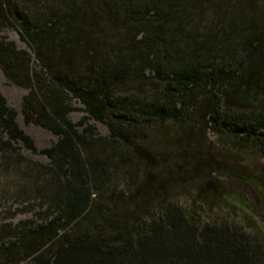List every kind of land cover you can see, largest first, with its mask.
Segmentation results:
<instances>
[{
    "label": "trees",
    "instance_id": "16d2710c",
    "mask_svg": "<svg viewBox=\"0 0 264 264\" xmlns=\"http://www.w3.org/2000/svg\"><path fill=\"white\" fill-rule=\"evenodd\" d=\"M4 27L29 49L0 36L23 123L55 141L37 150L0 94V207L30 214L0 221V264H264L261 230L170 199L190 154L150 142L225 133L264 159V0H0Z\"/></svg>",
    "mask_w": 264,
    "mask_h": 264
},
{
    "label": "rangeland",
    "instance_id": "374dc122",
    "mask_svg": "<svg viewBox=\"0 0 264 264\" xmlns=\"http://www.w3.org/2000/svg\"><path fill=\"white\" fill-rule=\"evenodd\" d=\"M0 36L7 41L14 42L19 49L29 51L28 47L19 40L17 31L12 27H4ZM0 94L5 98L8 107L16 111V123L32 139L37 150L47 148L55 141V137L47 130L33 124L25 125L23 123L20 103L26 91L10 84L1 71ZM73 106L74 110L69 114V120L76 123L84 113L80 104L75 103ZM90 124L96 128L99 135L108 134L106 127L101 123L90 121ZM157 133L159 137L163 134L168 135L167 130L166 132L159 130ZM178 137V142L167 141L168 139H163L162 142L159 139L150 140L153 147L159 151L165 148H169L170 151L181 149L190 154V157L187 156L189 158L185 162L186 166L173 168L170 171L171 176L165 177V179L171 180L169 183L170 199L178 205L186 207L196 203L194 208L198 212H202V216H204L203 211H207L210 219L215 218L244 225L250 228L251 232L258 228L264 233V196L261 193L264 190V159L240 149L236 139L229 134L207 131L197 136V134L188 133L186 130L180 132ZM22 154L41 164L47 162L43 156L38 154L31 155L26 151H23ZM187 162L188 164H186ZM167 166L164 169L168 175L171 164ZM146 174L150 176V181L148 180L147 183L152 182L151 175L147 171H143L139 173L136 181H128L130 192H134ZM213 178L219 180L228 192V196L219 194L213 184ZM199 187L201 189L198 194ZM24 207V204H14L11 206V212L15 209L22 210ZM7 209V206L0 207V221L3 223L8 221L16 223L30 217V214L19 211L12 220H9L6 214Z\"/></svg>",
    "mask_w": 264,
    "mask_h": 264
}]
</instances>
